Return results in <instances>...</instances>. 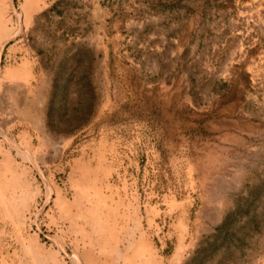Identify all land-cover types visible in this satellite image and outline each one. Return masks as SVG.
<instances>
[{
  "label": "rangeland",
  "instance_id": "obj_1",
  "mask_svg": "<svg viewBox=\"0 0 264 264\" xmlns=\"http://www.w3.org/2000/svg\"><path fill=\"white\" fill-rule=\"evenodd\" d=\"M0 264H264V0H0Z\"/></svg>",
  "mask_w": 264,
  "mask_h": 264
}]
</instances>
